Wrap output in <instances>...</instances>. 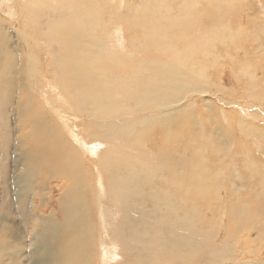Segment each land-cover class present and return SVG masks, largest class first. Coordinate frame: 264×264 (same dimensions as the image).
Listing matches in <instances>:
<instances>
[{
    "label": "rangeland",
    "instance_id": "rangeland-1",
    "mask_svg": "<svg viewBox=\"0 0 264 264\" xmlns=\"http://www.w3.org/2000/svg\"><path fill=\"white\" fill-rule=\"evenodd\" d=\"M26 1L22 4V6H26L25 8L22 7L26 12L25 10L22 11L27 21H30L28 27H30V30L31 27H41L43 20L39 21L40 19L35 15L37 7H35V10L32 9L34 7L28 5ZM73 1L36 0L39 4V10H41L40 5L54 8L51 11V17L55 21H62L67 18V13H59L55 8L62 7L63 10H66L67 5L72 4ZM131 1L133 4H129V6L133 7L128 6V8H139L135 16L142 18L140 27L137 26L135 29H129V26L135 24L134 19L123 18L126 11L121 9L126 8L125 4H121L122 8L119 4L116 6V0H91V6L96 7L94 11V16H96L91 21L97 25L100 23L99 26L101 27L97 26L99 30H96V27L94 28L95 31L92 30L90 33L94 34V38L97 37L96 40L100 38L103 41H99L100 47L94 50V53L100 50L101 55L95 58V63H91V66L94 65L93 67L101 69L105 73V78L109 79L107 85L110 84L111 86H105V88L110 92H116V97L120 98V107L123 108H117L114 118L97 116L90 104L88 109L83 106L80 107L78 98H75L77 95L71 94L69 89L64 90L63 87L61 88L58 79H64L65 72L60 67V61L65 58V55L59 50V42H50L48 47H43L40 34H32L38 44L36 47V50H39L38 58L42 61L39 64V67L41 66L39 71L27 70V75L34 77L37 83L35 91L31 92L37 93L38 98L35 99L42 102L41 105L36 104L37 108L35 109L34 106L32 110L34 112L40 110L41 112L38 113H42L41 109H43L49 119L45 118L50 120L48 124L51 123V127L50 124L48 127L54 130L53 132H57V138L54 137L56 142L51 140L53 142H51L53 144L52 148L66 150L67 155H65V158L67 156V159L69 157L68 150L71 149L75 152L74 149L77 148L78 153L75 154L74 159L72 158V163L75 164L78 159L77 162L83 167L81 175L78 172L68 175L67 184L69 185H67V189L71 187L70 184L78 183V179L85 182L84 185H78L75 201L79 200L78 203L86 205L88 200L89 204L90 202L93 204L90 207L87 206L85 212L91 214L93 225L97 224L95 225L97 227H100L99 219H97L99 208L95 202H97L96 200L100 202V199L104 200L102 207L111 215L112 234L115 236L113 240L116 243L115 247H117V253L113 252L112 256L113 262H115L113 264L125 262L127 258V260L135 262L137 259L140 260V257L149 259V264H191V262L193 264V261L194 264H264V0H173L169 20L164 19L166 13L164 12L165 2L163 0H149L147 6L144 0ZM21 2V0H0V17L5 18L13 26L8 27V31L15 45L22 43V37L25 35L24 22L26 18L13 15L15 13L10 10L12 8V11L15 12L20 7ZM117 8H121L122 13L118 12V15L114 13ZM101 16L103 20L100 21ZM111 17L122 22L115 28L118 34L117 31L113 32V24H109ZM159 28L168 34L164 33L165 37L161 35L162 31ZM98 31H102V33ZM121 33L122 35L125 34L124 37L128 40L132 39L134 41L130 40L134 45H132V48L127 46L125 51L121 50L123 53L117 48H110V43H107L110 42L112 35H118L115 41L119 43V34ZM42 36L49 39L47 32H43ZM39 37L41 40L38 39ZM127 39L124 42H127ZM104 40L107 41V47ZM22 46L26 48L25 43H22ZM103 48H109L111 53L109 51H104V53ZM115 50L116 55L121 58L119 63L110 58L108 60L109 53V56H114ZM212 52L214 53L212 54ZM45 55H48V59L45 58ZM116 55L112 57L116 58ZM173 56L177 58L179 61L177 63H180L181 66L191 67L197 64L195 69L198 74H195L194 82L198 88L195 89V94L194 92L189 93V90L181 93V95L185 94L186 96V99L184 98L179 102L181 109L184 110L174 115L171 114V120L166 122L165 116L158 112L156 108L151 109L154 107H148L132 98L129 87L131 84L126 80L138 75L137 72L133 74L134 76L131 74L133 66L137 65L136 67L139 68V64L135 63V59L141 62L143 69L152 72L153 70L144 67V64L149 67V64L155 58L166 60L173 58ZM17 59L19 60V58ZM41 72H45V78L41 77ZM31 80L32 78L20 80V84L26 88ZM197 89H200V91ZM19 95L20 92L16 89L14 95L7 99L9 107L6 108H10L9 111L4 108L3 104L5 103L0 98V110L4 109L5 112H11V115L9 113L6 116L5 112L2 114L0 111V121L3 122L5 117H12V119H9V122H11L9 125L11 131L14 129L13 133L10 131L13 135L7 132L6 135L10 139L7 143H5V133H3L5 130L0 132V165L1 163L6 165L5 177H0V197L3 196L7 183H12L22 173L23 168L17 169L15 167V160L23 157V154H19L23 153V149L29 143V139H26L28 137L26 133L29 131V134L33 129L31 125L22 126L16 123ZM191 98H194L193 103L189 100ZM146 103L149 102L146 101ZM149 108L150 110H148ZM58 110L59 112H56ZM12 113H16V116ZM44 113L42 114L45 116ZM97 117L101 119L99 120ZM63 118L66 119L63 120ZM104 118L107 120L105 121ZM55 119L59 123L57 124L59 127L54 124ZM108 120L110 123L125 127L117 129L116 136L106 143L103 135H98L96 129L99 130L100 125L108 123ZM162 120L164 121L162 122ZM16 124L17 126H15ZM62 126L63 128H61ZM67 129H70L69 133L75 140L66 132ZM63 130L64 135L62 134ZM58 133L62 135L59 136ZM66 134L70 143L68 145ZM22 139H25V142ZM102 144L104 145L100 147ZM71 146L72 148H70ZM31 147L35 149L33 143H31ZM43 155L48 156L49 152H44ZM73 160L75 161L73 162ZM92 161L95 163L93 167ZM105 165L106 168L103 169ZM130 165L135 168L132 169ZM87 168L91 172L89 183L86 181L88 178V175H86ZM112 168L116 169L112 170ZM232 174L234 175L232 176ZM131 179H134L133 182ZM41 182L43 187L47 188L40 191L44 205L43 208L39 207V210L41 209L42 213L46 214L44 217H51L49 215H52L51 213L54 215L55 209L47 203V198L50 196L49 186L46 185L48 181L41 180ZM95 184L99 185L98 199L95 197ZM239 190L242 192L239 193ZM59 193V191H55L53 194L55 199L59 197ZM239 203L242 205V207L240 206L241 209L237 206ZM240 210L243 212H250L251 210L254 212L256 210L258 213L251 211L252 213L250 212V215L247 216L246 212L244 214H242L243 212L239 213ZM25 212H19L18 217L22 216L24 218L25 214L27 218L28 215ZM18 217L16 215V221H18L15 227L16 230L20 231L18 234L21 238L18 242H13V245L24 248L22 261L30 263L28 253L33 250V243L40 241L39 239L42 240L44 236L43 226L53 229L57 220L55 218L50 221L44 219L40 221V226H36L35 220L31 219L32 217L28 216L27 218V223L29 222L30 225L26 223V219L21 218L20 220ZM120 221L123 223L121 222V224ZM23 222H25L24 225ZM156 225L160 226L157 227ZM128 226L130 227L128 228ZM144 226L146 227L144 228ZM34 227H38L36 232H33ZM171 228L172 230H170ZM214 234L215 236H213ZM28 236L29 239H27ZM119 239H122V242ZM22 240L25 242H21ZM26 242H28V245ZM30 242L33 243L30 245ZM97 252L96 256L98 255L99 258L100 251L97 250ZM105 252L103 254L104 258H99L102 261L104 260L103 263L108 261L106 259H111L108 253ZM118 254L121 256L119 259ZM117 261L119 262L117 263Z\"/></svg>",
    "mask_w": 264,
    "mask_h": 264
},
{
    "label": "bare ground",
    "instance_id": "bare-ground-1",
    "mask_svg": "<svg viewBox=\"0 0 264 264\" xmlns=\"http://www.w3.org/2000/svg\"><path fill=\"white\" fill-rule=\"evenodd\" d=\"M21 1L22 2L20 3V5L18 4L20 7L18 9H16L15 12H13L14 10L12 11V8H11L10 11L12 13H15L13 15H19L21 18H26L25 15H24V12H23L25 9L24 10L22 9V7H24V8L26 7V6H22L23 2L26 1V0H21ZM163 1L165 2V10H164V12L166 13V18L164 17V19L165 20H169V12H170V9L172 8V2H174V1L173 0H163ZM196 1H198V0H196ZM26 2L31 7H34V8H32L34 10H35V7H37L36 10H35L36 14L35 13L34 14L37 15V17L40 19L39 21L43 20V25L41 27H36V26L35 27H31V30H30V27H28L30 21L28 22L27 18H26V21L24 22V33H25V35H24V37H22V43L26 44V48H24L22 46V43L19 44V45H15L13 43L12 36L9 33V31H8V27H13V26H11L5 18L0 17V98L4 101L5 104H3V103L2 104L4 105V108H6L8 106V103H9L7 99L9 97H11L12 95H14L16 89L19 90L20 95H19V98L17 100L18 114H17V116L15 115L16 113L15 114L12 113V114H14L16 116V118H17L16 119V123L18 125H22V126L31 125L32 128H33V129H31L29 134H28L29 131L27 133L25 132L27 134V136H28L26 139H29V141H28L29 143L26 144L27 146L23 149V153L19 154V155L23 154V157L19 158V159L17 158L15 160V167L17 169L23 168L21 170L22 173L20 175H18L13 180L12 183H7V185H6L5 189H4L3 196L0 197V264H26V263H28L26 261H22V254L24 252V248H22L19 245H13V242H16V241L18 242V240H20V238H21L19 236V234H18L20 231L16 230V227H15V225L17 224V221H18V220L16 221V215L18 217L19 212H21V211H23V212L26 211L27 215L32 217L31 219L35 220L34 223H36V226H40V224H41L40 221H43L44 219H46L47 221H50L52 218H55V220H57L53 229L52 228H48L47 226H43L44 227V231H43L44 236L42 235L43 236L42 240L39 239L40 241L35 242V243L30 242V245H31V243H33L34 248H33V250L30 253H28L30 255V260H31V262L28 263V264H113L115 262H113L112 256H113V252L117 251V247H115L116 243L113 240L115 238V236H113V234H112V226H111L112 218H111V215H110V213L106 212L104 210V208L102 207V204H103L104 200L100 199V202H98V200H96L97 202H95V203H96V205L99 208V214H98V218L97 219H99V226L100 227L95 226L97 224L93 225L91 214L90 213L86 214L87 212H85V208L87 206L90 207L93 204L91 202L89 204L88 200H87L86 205H83V203L82 204L78 203L79 200L78 201L76 200L77 202L75 201V199H76V189H77L78 185L79 186L84 185L85 182L78 179V181H77L78 183H75V184L73 183V185L70 184L71 187L67 189V185H69V184H67L68 175H72L74 172H78V174H80V175H81V173H83V167H82V165H80L79 162H77L78 159L76 160L75 164L72 163V158L74 159L75 154L78 153L76 151L77 148L74 149L75 152L72 151L71 149L68 150V155H69L68 159L70 158L69 161L67 159V156L65 158V155H67V151L66 150H63V148H60V147H59L60 149H53L52 148L53 144H51V142L55 141L54 137L57 138V136H56L57 132L56 133L53 132L54 130H52L50 128L51 127V123H49L50 125L48 124V121H50V120H47L45 118L47 116L44 113L43 109H41V110H42V113L45 114V116L42 113H38V112H41L40 110L39 111L37 110V112L36 111L34 112V110H32L34 106H35V109L37 108L36 104L37 105H41L42 102L40 100L37 101L38 99L37 100L35 99L36 97L38 98L37 93H32L31 92V91H35V89H36V84H37L36 83V79L34 77H32V76L27 75V70L39 71L40 67H41V66L39 67V64H40V62H42L38 58L37 54H38L39 50H36V47H37L38 44H37V41L34 39L33 35L40 34V36L42 37L43 47L44 46L48 47L50 42H57L58 41L59 42V50L62 51L63 54L65 55V58L62 61H60V67H61L62 70H64L65 77H64V79H61L60 77H58V78L61 79V80L58 79L59 82L61 83V88L63 87L64 90L69 89L71 94H76L77 96L75 98L76 99L78 98L79 104L81 105L80 107L83 106V107H86L88 109L89 104H90L92 106L93 111L95 113H97V116L100 115L101 117H109V119H110V117L114 118V115L117 113V108H119L120 104H121L120 100H119L120 98L118 99L116 97V92H110V91H108L105 88V86L106 87L110 86V84L107 85L108 82H109V79L105 78V76H104L105 73L102 72L101 69L93 67L94 65L91 66L92 65L91 63H93V62L95 63V58L99 57L101 55V51L100 50H98L97 52L95 51V53H94V50H96V49H98L100 47V45H101L100 42H103L102 40H100V38H98L99 40H96L95 38H97V37L94 38V36H93L94 34L90 33L92 30L95 31L94 28H96L97 26L99 28L101 27V26H99L100 23L97 25L94 22H92L94 20L95 16H96V15L94 16V11L96 10V7H92L91 6V0H74L72 2V4L67 5V9L66 10H63L62 7L55 8L56 10H58L59 13H63V12L67 13V18H64L62 21H59V20L55 21V19H53L51 17V11L54 8H51V7H48V6L45 7L43 5H40L41 6V10H39L38 9L39 4L36 2V0H27ZM144 2L146 3V6H147L148 2H150V1L149 0H144ZM13 3H14V1H13ZM118 4L120 6H121V4H125L126 8H123V6H121L123 9L117 8V9H115V11L112 10V11H114V13H116L118 15V12H121L120 11V9H121L122 11H126L125 12L126 15L123 18H128L129 17L131 19H134L135 24L133 26H129V29H135L137 26L140 27V23L142 22V18H138V16H135L138 13L137 10H139V8L138 9H136V8H128L129 4L130 5L133 4L131 0H116V6ZM151 5H153V4H151ZM98 6H100V5L98 4ZM111 6H113V5L111 4ZM120 6H118V7H120ZM129 7H133V6H129ZM13 8H15V7H13ZM27 11H28V9H27ZM25 12H26V10H25ZM78 13H80V14L78 15ZM139 13H140V11H139ZM98 15H100V14H98ZM97 19H98V17H97ZM171 19H173V18L171 17ZM101 20H103L102 16L100 18V21ZM109 20L111 21V22L108 21V22H110L109 24H113V28H114L113 32L117 31V29H115V28H117V26L120 25L122 22L120 20H115L112 17ZM105 23H107V22H105ZM107 24H105V25H107ZM98 27H97L96 30H99ZM108 29H109V27H108ZM168 29H170V28H168ZM161 31H162L161 35H163L165 37L164 33H166V32L163 31V30H161ZM43 32H47V36L49 37V39H46V38H44L42 36ZM100 32L102 33V31H100ZM93 33H95V32H93ZM105 34H102V35H105ZM107 34H108V32H107ZM117 34H118V31H117ZM166 34H168V33H166ZM124 35H122V33L119 34V38H120L119 39L120 40L119 43H116V41H115V39H117L118 35H114V36L112 35L111 39L107 38V39H110L109 40L110 42H107L106 40H104L105 44H106V42L108 44L110 43V48L111 47L112 48H117L120 52H122L121 50L125 51V49H127V46H130L132 48V45H134L132 42H134V41L132 39H130V40H132V42H131L126 37H124ZM95 36H97V35H95ZM98 37H100V36H98ZM38 39H40V37ZM104 39H106V38L104 37ZM126 39H127V42H124ZM171 43H173V42H171ZM108 44H106V47L108 46ZM102 45H103V43H102ZM197 45H196V47H197ZM200 45H202V44H200ZM103 47H104V45H103ZM40 48H41V45H40ZM192 48H194V46H192ZM200 48H201V46H200ZM103 49H104L103 52L104 51L105 52L109 51L111 53L109 48H106V49L103 48ZM119 51H117V53H119ZM169 51H171V50H169ZM110 53H109V55H110ZM114 53L116 55V50L114 51ZM213 53L214 52H212V54ZM103 55H105V54H103ZM109 55H108V60L110 58L112 60L118 61V63H119V59H121V58H119L120 56L116 55V58H113L115 55L114 56L113 55L109 56ZM171 55H172V53H171ZM47 56L48 55H45V58L48 59ZM128 56H130V55H128ZM42 57H40V58H42ZM106 57H105V59H106ZM122 57H124V56H122ZM17 58H19V60ZM177 61L178 60H177V58L175 56H173V58H171V59L168 58L166 60L161 59V58H160V60H158L157 58H155V59L152 60V62L150 64L148 63L149 67H147L148 65L146 66V64H144V67L150 68V69L153 70L152 72H150L147 69H143L142 66H141V62L138 61L137 59H135V63L139 64L138 65L139 68L136 67L137 65L133 66V68L131 70V74L133 75V74H136V72H137L138 75L135 76V77L129 78V80L128 79L127 80L124 79V80H126L127 82H129L131 84V85L129 84L130 86L129 85L128 86L130 87V91L132 93V98L135 101H137V102L140 101V103H142V104H144V105H146L148 107H154V108H151V109H155L156 108L158 110V112H160L162 115L165 116L166 122H167V120L168 121L171 120V116H170L171 114L174 115V114L180 113V112H182L184 110V109L183 110L181 109V106L179 105V102L184 100V98L186 96H185V94L181 95V93L186 91V90H189L188 91L189 93L190 92H194V94H195V89L198 88V87H196L195 82H194V76H195V74L196 75L198 74L196 69H195L197 64L195 66L192 65L191 67H189V66L185 67V66H181V64L177 63ZM113 62H115V61H113ZM98 63H100V62H98ZM116 66H117V64H116ZM66 67H67V70H66ZM98 67H100V66L98 65ZM124 67H125V64H124ZM44 73L41 72V77L45 78ZM46 74H48V73H46ZM27 78H32V80L25 88L22 84H20V80H24V79H27ZM126 78H128V77H126ZM119 79H121V78L119 77ZM198 79H200V78H198ZM37 82H39V81H37ZM102 86H104V87H102ZM102 89H104V90H102ZM112 89H111V91H112ZM197 90L200 91V89H197ZM188 92H185V93H188ZM189 100L193 103L194 98H191ZM146 101L149 102V103H146ZM38 103H40V104H38ZM60 107H62V106H60ZM137 107H138V104H137ZM141 107H142V105H141ZM68 108H70V107H68ZM120 108H123V107H120ZM171 108H173V109L171 110ZM6 109L9 111L10 108L9 109L6 108ZM60 109L62 110V108H60ZM127 109H128V107H127ZM3 110L4 109L0 110L2 112V114L5 112V110L4 111ZM59 110L56 111V112H59ZM148 110H150V108ZM8 111L5 112L6 116L9 113H10L9 115H11V112H8ZM54 111H55V109H54ZM120 111H121V109H120ZM142 111H144V110H142ZM14 112H16V111H14ZM61 112H63V111H61ZM124 112H127V111H124ZM153 112H154V110H153ZM66 114H68V113H66ZM157 115H155V116L157 117ZM3 116H5V115H3ZM0 117H1V115H0ZM66 118H63V120H65ZM97 118L99 119V117H97ZM9 119H12V117L8 116V118L5 117V119H3L4 120L3 122L0 121V129H1L0 132H2V130H5V132H3V133H5L4 134V139L6 141L5 143H7L10 140L8 138L9 136L7 137V135H6L7 132L10 133V131H11V128H10V125H9L11 122H9ZM156 119H158V118H156ZM162 119H164V117H162ZM95 120L97 122L96 118H95ZM102 120H103V118H102ZM106 120L107 119H105V121ZM56 121L57 120L55 119V122ZM125 121H127V119H125ZM163 121L164 120H162V122ZM55 122H54L55 125L59 124V123H57V122L55 123ZM106 123L104 125H100L101 128L99 127L100 128L99 130L96 129V132L98 133V135L102 134L103 138H104V141L106 143H108V141L110 139H112L113 137L116 136L117 129L124 128L125 126H118L117 124L110 123L109 120H108L109 124L108 123L106 124ZM17 124L15 126H17ZM60 124H61V122H60ZM64 124H65V122H64ZM208 124H209V122H208ZM48 125L50 127H48ZM55 125H53V126H55ZM164 125H165V123H164ZM166 126H167V123H166ZM47 127L49 129H51V130H49ZM52 128H54V127H52ZM61 128H63V126ZM19 129H20V127H19ZM25 129H26V127H25ZM13 131H14V129H13ZM13 131H11V132L13 133ZM63 132H64V130L62 131V134L64 135L65 133H63ZM66 132L69 133L70 129H67ZM92 132H94V131H92ZM92 132H91V134H93ZM12 133H10V135ZM71 133L73 134V132H71ZM24 134H21V135L25 136L26 134L25 135ZM1 135H3V134H1ZM58 135H59V133H58ZM61 135H59V136H61ZM69 135H70V133H69ZM129 136H131V135H129ZM66 137H67V134H66ZM70 137H71V135H70ZM19 138H22V137H19ZM23 138H25V137H23ZM71 138H73V137H71ZM73 139L75 140V138H73ZM22 141L25 142V139H22ZM68 141H69V138L67 137V145L70 144ZM123 142H124V140H123ZM31 143H33L35 149H33L31 147ZM83 144H85V143H83ZM72 145H73V143H72ZM103 145L104 144L100 145V147H102ZM126 147L128 148L127 145H126ZM70 148H72V146ZM65 151H66V153H65ZM91 151H93V150H91ZM44 152H49V155L48 156H44L43 155ZM127 154H128V152H127ZM161 154H162V152H161ZM81 155H82V153H81ZM78 156H80V155H78ZM124 157H125V155H124ZM111 158H113V157H111ZM139 158H140V156H139ZM239 160H241V159H239ZM74 161L75 160H73V162ZM105 161H107V160H105ZM105 161H104V163H105ZM116 163H118V162H116ZM129 163L131 164V162H129ZM129 163H127V164H129ZM94 164L95 163H93V161H92V167L94 166ZM62 166L64 168H61ZM162 166H163V164H162ZM100 167H102V166H100ZM104 168H106V165H105V167H103V169ZM134 168L135 167H132V169H134ZM115 169L116 168H114V169L112 168V170H115ZM117 171H119V170H117ZM145 171H147V170H145ZM86 173H87L86 175H88V178L86 179V181L89 183L90 180H91V172H90V170H88V168L86 170ZM5 174H6V165L4 163H1V165H0V177H5ZM234 174H232V176ZM129 176H130V173H129ZM236 177H238V176H236ZM41 180L48 181V184H46V185L49 186L48 189L50 191H48V192H50V196L47 198V203L49 204V206H52V208L55 209L54 215H53V213H51L52 215H49L51 217H44L46 214H43L41 209L39 210V207L43 208V205H44V201L42 200L43 196L40 194V191L41 190H45L47 188V187L46 188L43 187V184H42ZM133 180H132V182H133ZM122 181H124V180H122ZM122 181H121V183H122ZM144 181H146V180H144ZM232 181H234V180H232ZM124 182H126V181H124ZM127 182L129 183V180ZM44 185H45V183H44ZM132 185H134V184H132ZM166 186H168V185H166ZM233 187H231V188H233ZM98 188H99V185L95 184V197H96V199L99 198V193H100L98 191ZM234 190H235V188H234ZM236 190L238 191V189H236ZM55 191H59L60 192L59 193L60 194L59 197L56 198V199L53 196ZM241 192L242 191L239 190V193H241ZM123 197H125V195H123ZM242 197H243V195H242ZM45 200H46V198H45ZM126 201H127V199H126ZM140 201L141 200H139V202ZM231 201H233V200H231ZM235 201H237V200H235ZM134 202H137V201H134ZM139 202H138V204H139ZM141 203H142V201H141ZM231 203L233 204V202H231ZM243 203H245V202H243ZM120 205H121V203H120ZM246 205H247V203H246ZM142 206H144V205H142ZM146 206H148V205H146ZM237 206L239 207V209H241L240 206L242 207V205H240V203ZM234 207L236 208V206H234ZM253 208H255V207H253ZM168 210H170V209H168ZM237 210H238V208H237ZM257 211H258V209H257ZM257 211H256V213L259 212V211L258 212ZM147 212H148V210H147ZM168 212H170V211H168ZM238 212L241 213L243 211L240 210ZM245 212H246L247 216L250 215L249 211H248L249 214H247L248 213L247 211H245ZM245 212H243L242 214H244ZM141 213H143V212H141ZM260 213H261V211H260ZM25 216L26 215L24 214V218H22V216L18 217V218H20V220H21V218L22 219H26L25 221L27 223L28 216H27V218ZM240 216H241V214H240ZM263 217H262V219H263ZM235 218H237V217L235 216ZM230 219H231V217H230ZM22 221H24V220H22ZM121 222L122 221H120V223ZM236 222H237V219H236ZM20 223H22V222H20ZM24 223L25 222H23V225H24ZM146 223H148V222H146ZM154 223H156V222H154ZM27 224H29V222ZM135 225H136V223H135ZM167 225H169V224H167ZM158 226H160V225H158ZM124 227H125V225H124ZM129 227L130 226H128V228ZM138 227H140V226H138ZM145 227L146 226H144V228ZM147 227H149V226H147ZM37 228L38 227H34L33 232H36ZM128 228L126 227V229H128ZM135 228H136V226H135ZM21 230H22V228H21ZM141 230L144 231L143 229H141ZM141 230H140V232H141ZM170 230H172V228ZM114 231H115V229H114ZM117 231H118V229H117ZM142 233H140V234L142 235ZM32 234H34V233H32ZM35 234H37V233H35ZM150 235H151V233H150ZM213 236H215V234ZM144 237H145V235H144ZM33 238H36V237H33ZM27 239H29V236H28ZM119 240H121V242H122V239H119ZM174 240H177V239H174ZM183 240H184V238H183ZM123 241H125V240H123ZM215 241H216V239H215ZM21 242H25V241L22 240ZM117 242H118V240H117ZM132 242H134V241H132ZM142 242H144V241H142ZM26 243L28 245V242H26ZM14 244H16V243H14ZM125 244H127V243H125ZM22 245H24V244H22ZM142 245H143V243H142ZM120 247H121V245H120ZM184 249H185V247H184ZM97 250L100 251V257H103V254L106 251L108 253V256L111 257V259L110 258L106 259L108 261H105L103 263L104 260L102 261L101 259H99L100 257L98 258V255L96 256ZM119 250H121V249H119ZM240 250H241V248H240ZM119 258H121V256L118 254V259ZM138 258H139V256H138ZM24 259H26V258H24ZM127 259H126L125 262H122L120 264H146V263L149 262V259L147 260L146 258H141V257H140V260L137 259V261H135V262H132V261L127 260ZM118 262L119 261H117V263ZM153 262H151V263H153ZM241 263H243V262H241ZM191 264H192V262H191ZM193 264H194V261H193Z\"/></svg>",
    "mask_w": 264,
    "mask_h": 264
}]
</instances>
